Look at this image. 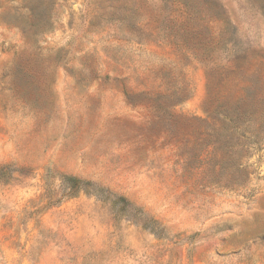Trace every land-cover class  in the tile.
<instances>
[{"label": "rangeland", "instance_id": "374dc122", "mask_svg": "<svg viewBox=\"0 0 264 264\" xmlns=\"http://www.w3.org/2000/svg\"><path fill=\"white\" fill-rule=\"evenodd\" d=\"M0 264H264V0H0Z\"/></svg>", "mask_w": 264, "mask_h": 264}, {"label": "trees", "instance_id": "16d2710c", "mask_svg": "<svg viewBox=\"0 0 264 264\" xmlns=\"http://www.w3.org/2000/svg\"><path fill=\"white\" fill-rule=\"evenodd\" d=\"M68 180H74V179H68Z\"/></svg>", "mask_w": 264, "mask_h": 264}]
</instances>
